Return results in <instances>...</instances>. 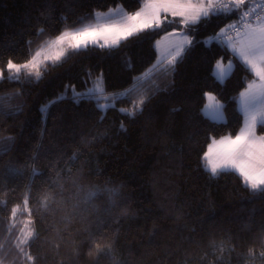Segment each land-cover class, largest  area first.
Instances as JSON below:
<instances>
[{"label":"trees","instance_id":"16d2710c","mask_svg":"<svg viewBox=\"0 0 264 264\" xmlns=\"http://www.w3.org/2000/svg\"><path fill=\"white\" fill-rule=\"evenodd\" d=\"M144 2L0 0V67L10 58L26 63L62 32L93 23L97 12L122 6L132 13ZM237 20L238 13L222 12L202 18L188 34L196 43L175 66L152 68L157 40L183 27L173 23L118 45L90 44L72 55L70 48L15 79L0 77V149L5 137L16 138L7 155L0 152V181L11 185L0 187V238L28 215L39 234L31 249L37 264H264V244L251 242L258 233L240 230L251 220L264 223V198L237 171L213 173L204 159L215 138L239 133V95L257 79L227 43H203ZM221 59L234 62L224 80L215 73ZM101 70L106 92L117 93L107 107L68 87L88 88ZM151 92L142 113L124 114ZM208 92L223 101L226 121L204 113ZM258 132L264 134V123ZM29 156V169L47 170L31 188L18 163ZM89 231L115 241L112 255L89 254Z\"/></svg>","mask_w":264,"mask_h":264},{"label":"snow or ice","instance_id":"6c2138e0","mask_svg":"<svg viewBox=\"0 0 264 264\" xmlns=\"http://www.w3.org/2000/svg\"><path fill=\"white\" fill-rule=\"evenodd\" d=\"M251 0H147L144 8L133 11L130 15L124 16L121 12L117 11V15L120 16L119 23H105L95 27L83 28L80 31L75 32H62L57 41L66 42L73 52H69V55L78 52L81 49H86L90 44L97 45L100 48L106 46L118 45L122 41H128L130 38H135L139 35L145 34L152 30H163L165 25H171L173 23L183 26L182 28L173 29V33H181L182 40L173 45L169 55L171 56L170 64L175 66L177 58H182V53L185 51V45H193L196 43L194 36L188 34L193 32L198 22H201L202 18H208L213 13L222 12L225 14L238 13V20L234 23L226 24L224 27L219 28L218 32L208 37L203 43L205 46H209L213 41H220L222 43H229L233 40L230 33H235L236 36H243L240 41L239 55L243 60L252 64V67L256 69V75L259 77L261 84H250L249 89H259L258 92H251L244 95L243 106L245 110H248V102L250 97H264V68H260L256 61L264 63V4L255 5L250 7ZM43 18V17H42ZM243 27L244 31L241 33L240 28ZM172 34V33H169ZM235 45H233V51H235ZM41 55L40 52L35 53L24 64L17 63L14 59H8L5 62V67H0V77H5L6 73H13L11 77L15 79L16 76L22 71L31 67L32 69L38 68L37 57ZM64 55V51L57 52L54 56L46 57L49 60H58ZM216 74L219 76L223 73L221 61H216ZM39 75V73H37ZM93 73L89 72L88 76L91 77ZM103 78V71L101 70L97 74L95 87L88 93H77V96H91L100 91L99 81ZM87 83V81H86ZM70 90L71 86H68ZM155 95V92H151L143 99L132 101V110H123L125 115L136 116L138 113H142L143 109L149 105ZM210 100H215L216 97L211 94H206ZM212 113L213 119L219 117L217 111V105L215 103L207 106ZM255 123L253 122L251 132L248 129V124L242 127L238 134L234 135V138L225 137L218 142L213 143V147L210 150L212 156L216 158L219 163H227L229 158L233 162L241 160V166L244 163H248L252 168L256 169V173H244V179L242 182L249 185L253 192H259L261 198H264V175L259 174V170L264 167V160L257 157L254 161L252 157L256 155L255 149L264 150V136H260L258 139L251 138L252 132H254ZM14 136H7L2 142L6 147L0 149L3 155H7L11 150V144L15 143ZM40 149L38 148L37 151ZM3 156H0L2 159ZM39 159V157H37ZM32 161V157L29 156L27 161H18L23 164L24 169L29 173V188L34 184L37 177H43L47 175V170L37 173L35 168L29 169L28 165ZM216 161L211 163V170L213 173H217L218 164ZM18 172V170H17ZM53 185L57 182H52ZM0 187L10 188L11 185L7 182L0 181ZM113 194H117L113 191ZM91 197V194H90ZM47 199L44 200L42 207L48 208ZM115 206V202H113ZM30 211H32L30 209ZM13 213V210H12ZM12 217L16 216V210ZM124 214H127L125 209ZM33 220L30 219L24 223L22 227L13 226L11 228H5L3 231V237L0 238L4 242L0 244V264H16V260L19 259L20 264H37V260L40 257L34 255L31 251L35 241L39 239L38 232L33 230ZM103 225V221L100 222ZM242 232L246 236H251L253 233H258L253 239L252 243L259 241L264 244V223H257L255 220L249 221L248 224L241 225ZM193 231H195L193 229ZM13 233H19V235H13ZM89 254L91 251L97 253V258L101 255H112L114 249L111 243L106 242V233H94L89 231ZM11 238L13 243L9 244L8 239ZM241 247H247V241L240 245ZM14 249L19 255L9 260L10 251ZM254 252L253 248H247V254L251 256ZM264 256V253H261Z\"/></svg>","mask_w":264,"mask_h":264},{"label":"rangeland","instance_id":"374dc122","mask_svg":"<svg viewBox=\"0 0 264 264\" xmlns=\"http://www.w3.org/2000/svg\"><path fill=\"white\" fill-rule=\"evenodd\" d=\"M146 3H147V0H145L143 6L141 8H144ZM117 11L121 12L124 16L131 14V13L127 12L122 6H118V7L112 8L108 11L97 12L96 13V20L93 23L68 30L67 32L71 33V32H75V31H80L83 28L95 27L97 25L105 24V23H119L120 22V16H118L116 14ZM174 34H176L178 36H175ZM174 34L173 33L172 34H166V35L163 34V36H161V38H159V40L157 42V46L159 47L160 53H159V57H158L157 61L155 62V64L153 65L152 68H156L157 66H160L162 60L166 61L165 58L168 57L173 45H175L177 42L182 40V34L181 33H174ZM57 37L48 41L42 48H40L38 50V52L41 53V55L39 57H37L38 68L40 66H42L46 61H49V59H46V57L54 56L57 52H59L61 50H63L64 54H65L68 51V49H70V46L66 42L62 43V42L57 41ZM242 39H243V36L241 35L238 37L237 42L231 41V42L227 43V45L232 50H233V45H235V49H236L235 51H237L236 54L256 74V69L252 67V64L243 60V58L239 55V46H240V41ZM220 61H221V65H222V68L224 69V71L219 76L217 74L216 75L218 76L219 79L224 80L234 69V62L232 60L224 61L222 59ZM256 63L260 68H264V63L260 62L259 60H257ZM152 68L147 73H149L152 70ZM25 70H33V69L31 67H28L26 69H22V71H25ZM215 73H216V67H215ZM96 78H97V76L91 78L92 79L91 84L88 86V88L80 90V89L73 87L72 89H74V91H73L74 95L77 96L76 95L77 93H88L92 88H94L96 86L94 83L96 81ZM257 78L258 79H255L250 84L260 85L261 81H260L258 76H257ZM99 83H100V91H98L95 95H91V96L100 100L103 107H107L109 104H114L115 101H113V99L116 97L117 93L115 94V93H107L106 92L104 75H103V78L99 81ZM258 91H259V89H249V87H248L243 92H241V94L239 95V108L241 109V111L243 112V115H244V123H243L242 127H244L245 125L248 124V129L251 132L253 122L255 123L254 132H252V134H251L252 139H255L256 137L258 139L260 136H264V134H260L258 132V125L261 123H264V97H255V98L250 97L249 102H248V110H245L243 103H242L244 100V95H242V94L246 95L248 93L258 92ZM207 94H211V95L215 96L216 99L213 101V100H210L207 96V101H206L205 106L203 108L204 113L213 119L211 110L207 106L209 104L215 103L217 105V111L219 113V117L217 119H214V120L226 121L227 120V114L224 110L223 101H221L218 98V96L213 92H208ZM77 97H79V96H77ZM225 137L234 138V135L226 134V135H223L221 137L215 138L208 146L207 152L204 155V159H205V163H206L207 167L210 170H211V163H213V161H216V158L214 156H212L210 153V150L213 147V143L218 142L221 139H224ZM254 151H255L256 155L252 157L253 161L257 157H259L261 160H264V150L255 149ZM226 159H228L227 163H219L218 161H216V163L218 164V171L228 170V169L234 170V171H237L239 174H241L243 176V178H244V173L254 174L257 171L256 169L252 168L251 165L248 163H244L243 166H241V160H236L235 162H233L229 158H226ZM259 174L264 175V167H262L259 170ZM28 220H30L28 215L24 216L23 218L21 217L19 219V221H20L19 227H22L24 225V223L27 222ZM16 235H19V233H17ZM8 243L9 244L13 243V240L9 241ZM9 251H10V256H11V253L16 252L14 249H9ZM15 255L18 256L19 254L16 253ZM15 255L13 257H15ZM13 257H11V259Z\"/></svg>","mask_w":264,"mask_h":264},{"label":"crops","instance_id":"0c3cea01","mask_svg":"<svg viewBox=\"0 0 264 264\" xmlns=\"http://www.w3.org/2000/svg\"><path fill=\"white\" fill-rule=\"evenodd\" d=\"M169 33H173V30L168 31L167 33H165V35H166V34H169ZM173 34H174V33H173ZM174 35H175V36H178V35H176V34H174ZM160 38H161V37H160ZM158 40H159V39H158ZM158 40H157V42H158ZM157 42H156V45H157ZM186 46L188 47L189 45H185V47H186ZM187 47H186V48H187ZM186 48H185V49H186ZM157 49H158V57H159V53H160V51H159V47H158V46H157ZM230 49H231V48H230ZM231 50H232V49H231ZM232 51H233V50H232ZM233 52L236 53L237 51H233ZM165 60H166V61L162 60L161 65H160L159 67H161V66H163V65H165V64H168L169 61L171 60V56L168 55V57H166ZM257 79H258V78H257ZM247 88H248V87H247ZM247 88H246V89H247Z\"/></svg>","mask_w":264,"mask_h":264},{"label":"built area","instance_id":"2783aa9c","mask_svg":"<svg viewBox=\"0 0 264 264\" xmlns=\"http://www.w3.org/2000/svg\"><path fill=\"white\" fill-rule=\"evenodd\" d=\"M259 4H264V0L257 2L255 5H259ZM240 31H241V33H243V31H244L243 27L240 28ZM229 35H231L233 37L232 41H235V42L237 41V39L239 37V36H236L235 33H230Z\"/></svg>","mask_w":264,"mask_h":264},{"label":"water","instance_id":"95a60500","mask_svg":"<svg viewBox=\"0 0 264 264\" xmlns=\"http://www.w3.org/2000/svg\"><path fill=\"white\" fill-rule=\"evenodd\" d=\"M218 42H220V41H218Z\"/></svg>","mask_w":264,"mask_h":264}]
</instances>
